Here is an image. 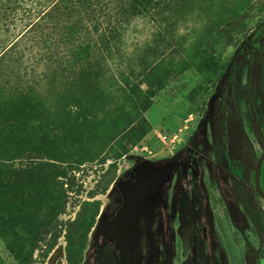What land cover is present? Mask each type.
Wrapping results in <instances>:
<instances>
[{
  "label": "rangeland",
  "instance_id": "374dc122",
  "mask_svg": "<svg viewBox=\"0 0 264 264\" xmlns=\"http://www.w3.org/2000/svg\"><path fill=\"white\" fill-rule=\"evenodd\" d=\"M228 1L210 6L197 0L188 7L195 17L183 23L187 50L171 54L169 65L148 78L122 83L129 99L105 105L122 107L129 117L104 141L86 146L93 161L72 164L52 250L46 253L42 243L26 253L19 247L24 232L6 228L8 216L0 212V264H66V236L75 238L87 203L95 200L99 211L81 264H244L242 201L264 150V0ZM38 2L0 0L1 47L4 36L10 41L23 30L26 8L37 12ZM150 27L134 23L126 50L147 42ZM180 60L185 65L175 66ZM108 62L120 83L128 71ZM14 64L7 76L12 82L28 79L23 76L32 69L43 71ZM111 114L104 119L108 125ZM43 122L42 132L58 137L63 122ZM66 142L65 136L54 147L69 153ZM25 157L66 167L30 152Z\"/></svg>",
  "mask_w": 264,
  "mask_h": 264
},
{
  "label": "trees",
  "instance_id": "16d2710c",
  "mask_svg": "<svg viewBox=\"0 0 264 264\" xmlns=\"http://www.w3.org/2000/svg\"><path fill=\"white\" fill-rule=\"evenodd\" d=\"M196 1L42 0L37 12L26 8L27 21L15 38L8 41L4 36L0 46V212L8 216L6 228L24 232L19 247L26 253L42 243L48 253L56 245V220L73 179L72 164L93 161L86 146L104 141L106 133H115L129 117L122 107L105 109V105L118 97L129 99L124 88L129 79H146L169 65L166 61L171 54L187 50L183 23L195 17L188 7ZM136 22L151 25L150 39L129 51L126 36ZM109 60L128 71L125 77L121 73L120 83L107 68ZM12 63L41 66L43 71L32 69L23 76L28 79L12 82L7 78ZM177 64L182 67L185 62ZM69 88L77 92L70 94ZM109 112L114 118L111 125L104 120ZM51 117L63 122L58 137L49 130L42 132L43 120ZM65 136L69 153L54 147ZM28 152L66 167L43 165L38 157L27 161ZM113 181L112 175L103 190ZM87 204L89 212L80 221L75 238L66 236V264L82 262L87 235L99 211L98 201ZM49 232L51 239L46 240Z\"/></svg>",
  "mask_w": 264,
  "mask_h": 264
},
{
  "label": "flooded vegetation",
  "instance_id": "af4514ba",
  "mask_svg": "<svg viewBox=\"0 0 264 264\" xmlns=\"http://www.w3.org/2000/svg\"><path fill=\"white\" fill-rule=\"evenodd\" d=\"M263 151V150H262ZM261 151V152H262ZM260 152V153H261ZM259 153V154H260ZM259 156V155H258ZM264 161V159H263ZM262 161L259 188L264 193V162ZM255 170V169H254ZM247 198L242 201L243 211V248L244 264H264V199L257 193L254 184V173L252 183L248 182ZM258 201V205L254 203ZM232 227L235 220L231 218Z\"/></svg>",
  "mask_w": 264,
  "mask_h": 264
},
{
  "label": "water",
  "instance_id": "95a60500",
  "mask_svg": "<svg viewBox=\"0 0 264 264\" xmlns=\"http://www.w3.org/2000/svg\"><path fill=\"white\" fill-rule=\"evenodd\" d=\"M264 159V150L259 154L256 163H255V170H254V184L257 193L264 199V193L259 188V175H260V169L261 164Z\"/></svg>",
  "mask_w": 264,
  "mask_h": 264
}]
</instances>
